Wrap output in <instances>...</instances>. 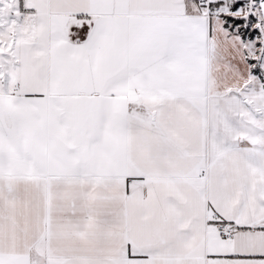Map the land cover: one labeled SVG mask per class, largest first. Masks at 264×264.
Instances as JSON below:
<instances>
[{
    "label": "snow or ice",
    "instance_id": "1",
    "mask_svg": "<svg viewBox=\"0 0 264 264\" xmlns=\"http://www.w3.org/2000/svg\"><path fill=\"white\" fill-rule=\"evenodd\" d=\"M0 264H264V0H0Z\"/></svg>",
    "mask_w": 264,
    "mask_h": 264
}]
</instances>
